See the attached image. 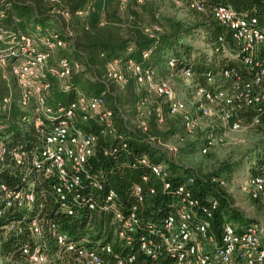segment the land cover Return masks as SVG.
<instances>
[{
	"label": "trees",
	"instance_id": "obj_1",
	"mask_svg": "<svg viewBox=\"0 0 264 264\" xmlns=\"http://www.w3.org/2000/svg\"><path fill=\"white\" fill-rule=\"evenodd\" d=\"M189 1L193 20L186 23L174 16H166L161 11V0H0V28L15 33L57 32L67 43L54 50L51 60L67 56L81 64L64 80L51 77L46 102L57 108L74 99L79 92L101 94L106 104L113 108L112 118L116 127L113 133H101L98 120L90 117L81 121L80 114L76 113L77 124L98 136L94 152L80 171V184L66 195V206H61L51 189L52 178L33 172L27 162L15 164L9 161L8 166H4L6 160L0 161V180L17 187L33 179L35 192V200L30 207L8 212V218L21 220L18 228L8 231L0 228V254L8 261L14 264L23 259L22 246L34 243L26 220L31 215H38L44 220L43 236L39 243L47 254L45 264H83L76 260L73 251L57 244L49 229L51 221L56 223V230L67 231L77 243L97 250L105 264H116L118 258L124 259L123 264H140L148 260L139 247L140 239L142 236H155L164 216L175 208L178 201L177 184L182 182L203 203L209 197L217 199L210 226L217 239L226 221L240 230L258 220L246 216L241 209L232 205L229 194L220 183V179L224 180L231 174L227 164L202 171L180 162L175 156L177 151L168 154L149 139V135H153L156 139L167 140L175 133L183 132L180 117L167 113L165 101L154 95L155 100L145 114L140 118L137 116V105L149 91L136 81L128 67L129 59L143 65L153 64L162 71L189 66L193 81L201 84L206 83L204 73L210 70L221 81L220 70L236 64L237 57H230V53H235L233 40L229 30L214 18L211 6L230 4L245 15H255L264 27V0H200L205 5L202 10L190 7ZM196 29L203 33L205 43L211 47V54L194 48L187 41ZM144 50L149 51L148 58H143ZM169 56L175 58L173 67L166 63ZM111 69L120 70L126 80L121 82L110 76L108 72ZM4 97H9L6 104ZM20 100L15 76L7 66L0 65V123H4L5 130L10 133V144L21 143L28 147L36 139L37 131L33 123L27 121V118L36 116L35 105L32 99L25 105ZM160 101L162 121L157 120L155 109ZM142 118L147 124L146 130L138 126ZM210 130L211 127L204 133L203 142ZM251 130L260 132V135L247 154L248 175L264 174V126ZM214 131L220 132L222 129L216 127ZM144 155L146 160L142 161ZM156 162L166 163L168 172L164 179L151 171V164ZM143 175L147 176L146 179L142 178ZM189 177L191 181H188ZM164 180L170 182L169 187H164ZM135 183L142 186L144 198L138 202L139 222L131 232L129 242L125 235L118 234L119 225L112 220V212L102 210L100 205L106 192L112 188L116 192L117 205L126 212L135 200L132 191ZM150 187H154V192H150ZM83 198L94 200L97 207L90 209ZM68 208L72 211H68ZM106 244L110 245L109 250L104 248ZM130 253L135 254L132 262L126 261ZM162 260L165 261V258Z\"/></svg>",
	"mask_w": 264,
	"mask_h": 264
},
{
	"label": "built area",
	"instance_id": "obj_2",
	"mask_svg": "<svg viewBox=\"0 0 264 264\" xmlns=\"http://www.w3.org/2000/svg\"><path fill=\"white\" fill-rule=\"evenodd\" d=\"M189 6L198 10L205 8L200 0H190ZM211 12L229 30L239 64L224 66L219 72L221 81L207 70L204 73L205 84L193 81V72L189 66L180 68V74L194 98L193 109L188 107L170 80L160 75L153 64L143 65L128 60V67L136 81L143 84L149 93L166 102L168 114L181 119L183 132L175 133L172 138L160 140L149 135V139L159 144L168 154L177 151L179 144L186 139V134L198 128L201 116L214 117L216 120L210 124L211 130L200 146L202 152H207L213 144L222 140L221 137L216 138V133L264 126V27L255 15H245L227 3L212 5ZM0 40V65L7 66L15 76L21 104L33 100L36 116L27 118V121L32 122L37 131L34 143L28 147L21 143L10 144V133L5 130L4 123H0V161L6 160L4 166H8L9 161L15 164L27 162L33 172L52 178L51 189L56 193L61 206H66V195L80 184V171L84 169L86 159L94 152L98 136L77 124L76 113L80 114L81 121L90 117L98 120L101 123L99 132L113 133L116 129L112 118L113 108L106 104L103 95L83 92L57 108L46 102L51 77L64 80L81 67L78 60L67 56L51 60L54 50L67 43L59 33H15L0 28ZM142 56L148 58L149 51L144 50ZM166 63L173 67L175 58L169 56ZM108 73L118 81L126 80L120 70L111 69ZM145 100L142 99L137 105L138 118L143 115L139 106ZM3 101L6 104L9 97H4ZM161 101L155 107L158 121L163 120ZM138 126L142 130L147 129L144 118L139 120ZM216 127L222 131L215 132ZM141 160L145 161L146 156H142ZM166 167L164 162L152 163L151 171L164 179L168 172ZM146 177L142 176L143 179ZM191 180L189 177L188 181ZM245 181L249 197L257 200L264 211V174L248 175ZM220 183L224 184V180L220 179ZM33 184L34 180L31 179L24 185L11 187L0 180V228L4 231L18 228L21 222L8 218L10 210L30 207L34 203ZM169 186L170 182L164 180V187ZM149 190L154 192V187ZM176 190L178 201L175 208L164 216L155 236H142L139 241L140 249L148 256V260L140 264H264V220L252 221L240 230L235 224L226 221L217 239L210 231L217 199L209 197L207 202H201L185 182L177 184ZM132 191L135 200L126 212L117 205L116 192L112 188L106 192L100 205L102 210L112 212V220L119 225L118 234L125 235L129 242L131 232L139 222L138 202L144 198L140 184H133ZM83 199L87 200L90 209L97 207L94 200ZM68 211L72 209L68 208ZM26 221L34 243L22 246L23 259L14 264H45L47 254L39 243L43 236L44 220L38 215H31ZM56 228L55 222H49V229L57 244L73 251L76 260L83 264H105L97 250L77 243L67 231ZM104 248L109 250L110 245L106 244ZM134 259V253L126 257L128 262ZM123 261V258H118L116 264H123Z\"/></svg>",
	"mask_w": 264,
	"mask_h": 264
},
{
	"label": "rangeland",
	"instance_id": "obj_3",
	"mask_svg": "<svg viewBox=\"0 0 264 264\" xmlns=\"http://www.w3.org/2000/svg\"><path fill=\"white\" fill-rule=\"evenodd\" d=\"M161 11L166 16H174L186 23L193 20L192 11L188 7V0H161ZM187 41L194 48L204 50L208 54L212 52L211 47L205 43L200 29H196L192 37L187 38ZM158 71L170 80L178 95L185 100L190 109H193L194 98L189 87H187L186 80L180 74V70L170 71L168 69L162 71L158 69ZM154 97V94L147 92L145 102L139 106L143 114H145L151 102L155 100ZM215 121L214 117L201 116L198 128L192 133L186 134V140L177 149L175 156H178L183 164L202 171L217 168L221 164H227L230 167L231 174L224 178L223 187L229 194L232 205L241 209L246 216L264 220V211L258 203L249 197L245 181L249 174L247 154L255 140L259 138L260 132H255L251 130L252 128H244L236 132L227 130L220 134L216 133V138L221 137L222 140L213 144L207 152H202L200 145L203 142L204 133L210 128V124ZM0 264L13 263L0 254Z\"/></svg>",
	"mask_w": 264,
	"mask_h": 264
},
{
	"label": "crops",
	"instance_id": "obj_4",
	"mask_svg": "<svg viewBox=\"0 0 264 264\" xmlns=\"http://www.w3.org/2000/svg\"><path fill=\"white\" fill-rule=\"evenodd\" d=\"M230 57L235 59L236 56H235V54L230 53ZM236 64H239V59L238 58L236 59Z\"/></svg>",
	"mask_w": 264,
	"mask_h": 264
}]
</instances>
